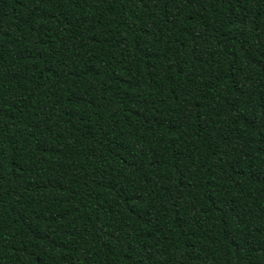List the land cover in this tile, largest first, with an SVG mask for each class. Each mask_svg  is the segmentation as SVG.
Returning a JSON list of instances; mask_svg holds the SVG:
<instances>
[{
	"label": "trees",
	"instance_id": "trees-1",
	"mask_svg": "<svg viewBox=\"0 0 264 264\" xmlns=\"http://www.w3.org/2000/svg\"><path fill=\"white\" fill-rule=\"evenodd\" d=\"M0 264H264V0H0Z\"/></svg>",
	"mask_w": 264,
	"mask_h": 264
}]
</instances>
